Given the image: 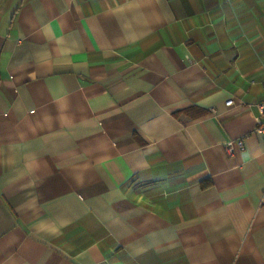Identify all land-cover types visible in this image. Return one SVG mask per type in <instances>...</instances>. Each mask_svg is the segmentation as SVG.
<instances>
[{"label": "crops", "instance_id": "obj_1", "mask_svg": "<svg viewBox=\"0 0 264 264\" xmlns=\"http://www.w3.org/2000/svg\"><path fill=\"white\" fill-rule=\"evenodd\" d=\"M263 84L264 0H0V264H264Z\"/></svg>", "mask_w": 264, "mask_h": 264}, {"label": "built area", "instance_id": "obj_2", "mask_svg": "<svg viewBox=\"0 0 264 264\" xmlns=\"http://www.w3.org/2000/svg\"><path fill=\"white\" fill-rule=\"evenodd\" d=\"M233 103V99H229L227 101V104L230 105ZM260 110H261V115L260 117L258 118V123H257V126H256V131L259 132L263 139H264V84H263V99L260 103ZM229 151H232V148L234 145H238L239 147L243 148L245 143H244V140L243 139H237V140H230L229 141Z\"/></svg>", "mask_w": 264, "mask_h": 264}]
</instances>
